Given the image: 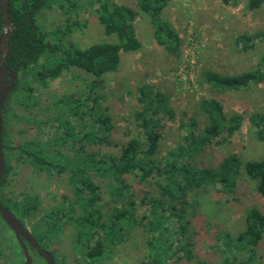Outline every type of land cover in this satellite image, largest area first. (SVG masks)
<instances>
[{
    "label": "trees",
    "instance_id": "trees-1",
    "mask_svg": "<svg viewBox=\"0 0 264 264\" xmlns=\"http://www.w3.org/2000/svg\"><path fill=\"white\" fill-rule=\"evenodd\" d=\"M49 1L10 0V11L18 27L10 39L7 63L21 74L15 86L20 92L21 105L27 106L33 102V82L46 85L48 79H54L72 67L95 77L116 71L121 51H135L141 46L134 25L141 11L149 16L156 42L167 53L179 55L181 51L179 34L162 16V10L169 0H135L138 9L112 0H97L99 5L96 12L103 31L108 35L115 34L117 41L96 42L84 48L71 41H63L73 29L75 21L70 24L67 19L63 26L51 30L38 26L31 12L49 7ZM238 1L222 0L225 4L235 5ZM263 2L247 0V8L257 9ZM76 3L75 0H63L60 6L65 9L67 5L66 12H75L78 9ZM263 39L264 28H261L253 33H241L235 41L242 50H247L253 48L257 40ZM46 53L49 56L41 60ZM202 79L215 93L243 90L264 83V51L252 70L222 74L206 69L202 72ZM93 98L96 102L97 97ZM87 99L81 100L72 95L59 99L65 105L61 110L64 119H59L55 114L50 119H59L63 134L50 140L37 137L16 144L7 141L6 121L9 114L8 100L5 101L2 109L5 168L0 182V202L24 225L31 226L30 232L43 249L54 255L55 264H67L65 255L59 257L56 249L47 248L53 235L60 231L63 219L74 228L72 249L80 254L78 264H106V256L125 237L126 229L136 225L142 228L146 244L145 256L138 264H210L195 252L188 218L190 194L210 188L231 193L242 171L255 183L258 193L264 196V156L242 160L237 153L231 152L216 166L199 165L196 161V156L212 143H224L241 129L242 113L233 112L228 116L217 97H201L198 104L206 118L205 124L201 127L194 117H189L188 121L181 118L179 127L184 130L181 140L160 157L163 119L175 118V111L170 107L166 94L154 90L152 85L142 84L138 86L137 95L140 107L133 113L138 134L121 144L117 153H102L104 145H117L110 138L113 126L111 117L94 111L92 121L97 127L91 131H77L68 119V116L81 118L88 113L80 109ZM96 105L90 110H95ZM15 116L23 118L21 115ZM249 124L257 139L264 141V107L250 114ZM68 140L78 144L74 156H64L59 149L50 148L52 144L62 145ZM83 140L91 143V151L85 150L81 143ZM21 163L30 164L38 172L48 174L67 172L72 195L62 194V201L39 216V193L16 194L9 188L15 165ZM132 176L140 183L153 184L155 190H144L137 201L132 191L133 183L128 180ZM102 182L110 203L107 210L102 202ZM244 220L245 226L238 234L232 236L227 232L223 236L221 264H254L257 260L256 246L262 237L264 214L251 207L246 211ZM1 222L3 219L0 217V225ZM6 249L12 250V264L24 262L25 255L15 235L10 238L0 232V251ZM29 253L31 264L36 263L35 257L47 264L30 247ZM7 260L5 255L0 264H7Z\"/></svg>",
    "mask_w": 264,
    "mask_h": 264
},
{
    "label": "rangeland",
    "instance_id": "rangeland-1",
    "mask_svg": "<svg viewBox=\"0 0 264 264\" xmlns=\"http://www.w3.org/2000/svg\"><path fill=\"white\" fill-rule=\"evenodd\" d=\"M62 1H49L50 6L43 8L36 17L38 26L51 30L63 26L67 19L70 24L75 21L76 24L63 41H71L82 48L96 42L117 41L115 34L108 35L103 31L96 12L99 5L97 0H75L78 7L75 12H66L68 6L65 5L63 9L60 6ZM112 1L138 9L135 0ZM162 16L180 36L179 55L167 53L156 42L149 16L141 11L134 20L141 46L135 51H121L116 71L95 77L72 67L60 76L48 79L44 87L33 82L32 104L26 106L21 105L19 101H9L7 113L12 110L28 117L29 120H34L23 121L22 118L18 120L13 116L8 118L7 141L16 144L37 137L50 140L63 134L62 128H59V119H64V114L61 113L64 103L59 102V99L72 95L81 100L88 98L80 108L88 113L81 118L68 116L75 129L91 131L97 127L92 121L93 112L106 113L111 117L113 125L110 138L117 145H104L101 150L102 153H117L121 144L138 134L139 130L133 119L134 110L140 107L137 100L138 86L149 84L154 90L166 94L170 107L175 111V118L163 119L160 157L181 140L184 133L179 127L181 118L188 121L189 117H194L201 127L205 124L206 118L198 104L199 99L204 96L217 97L222 101L228 116L233 112H240L244 119L241 129L230 139L224 143L214 142L196 156L197 164L216 166L231 152L237 153L242 160L263 157L264 141L255 136L249 124V116L264 107V83L254 84L243 90L215 93L203 82L202 72L213 69L222 74H237L257 66L264 51V39L257 40L255 46L247 50H242L235 39L241 33H253L264 28V2L259 8L250 10L247 8V0H239L236 5L225 4L222 0H169L162 10ZM47 56L49 53L42 56L41 60ZM93 85L96 86L93 88ZM94 96L97 97L96 102ZM94 104H97L96 108L91 111ZM67 112L66 110L65 113ZM54 114L58 115L59 119H50ZM81 143L86 151L93 149L91 143L86 140ZM77 145L76 142L68 140L62 145L52 144L50 148L59 149L64 156L71 157L77 153ZM67 177V172L48 174L38 172L30 164L21 163L15 165L9 188L16 194L39 193L40 216L46 209L62 201V194L72 195ZM128 180L133 183L132 191L137 201L144 194V190H155L153 184L140 183L136 177H129ZM102 185V202L107 210L110 203L104 182ZM218 187L221 188L220 185ZM190 202L188 218L195 252L210 264L222 263L223 236L227 232L235 236L244 228V217L249 208L256 207L264 214V196L258 193L255 183L242 171L233 192L199 189L190 194ZM139 216L138 209L137 217ZM61 222L60 231L53 235L47 248L56 249L59 257L65 255L67 264H78L81 260L80 254L78 250L72 249L74 228L64 219ZM27 227L31 230L29 224ZM125 232V237L106 256V264H138L145 256L146 244L142 228L136 225L127 228ZM256 252L257 260L254 264H264V229ZM35 259V264H44L39 258Z\"/></svg>",
    "mask_w": 264,
    "mask_h": 264
},
{
    "label": "water",
    "instance_id": "water-1",
    "mask_svg": "<svg viewBox=\"0 0 264 264\" xmlns=\"http://www.w3.org/2000/svg\"><path fill=\"white\" fill-rule=\"evenodd\" d=\"M0 7L2 9L5 21V28L10 25L9 21V11H8V0H4ZM9 44L6 43L5 48L2 53V58L0 59V182L4 173L5 168V157L3 153V143H2V132H3V117L2 109L4 103L7 99L8 93L15 84L16 71H9L6 60H7V49ZM6 77H9L7 79ZM0 215L5 223L13 230L14 235L22 247L25 255V260L22 264H31L32 257L28 251L27 244L33 247L36 252L45 259L47 264H55L54 255L43 249L38 243L37 239L32 235L29 228L22 223V221L5 205L0 202Z\"/></svg>",
    "mask_w": 264,
    "mask_h": 264
},
{
    "label": "flooded vegetation",
    "instance_id": "flooded-vegetation-1",
    "mask_svg": "<svg viewBox=\"0 0 264 264\" xmlns=\"http://www.w3.org/2000/svg\"><path fill=\"white\" fill-rule=\"evenodd\" d=\"M4 0H0V4L3 2ZM25 0H23L24 2ZM43 9V8H42ZM42 9H38V10H35V11H32V15L33 17L35 18V20H37V15L42 11ZM24 10V9H23ZM8 11H9V21H10V25L7 26L5 28V21H4V15H3V12H2V9L0 7V59L3 57L2 56V53L1 51H3V49L5 48L6 46V43L9 44V48L7 49V53L9 52V49H10V39L13 35V32L15 31V29L18 27V23H16L15 19L13 18V14H11V11H10V0H8ZM31 13L29 14V16L31 15ZM7 60H8V54H7ZM7 60H6V64H7V67H8V70L9 71H13L15 70L16 71V80H15V84L14 86L11 88V90L9 91L8 93V96H7V99L6 101L8 100L11 101V100H15V102L19 101V95H20V92L19 90H16L15 89V86H16V83L19 81V78L21 76L20 72L16 69V68H13L11 67L10 65H8L7 63ZM7 79H9V77H6ZM41 86H46V85H41ZM32 104V103H31ZM14 104H12L13 106ZM9 108L11 106H8ZM8 118L11 119V117L13 116L15 119H18L19 120V117L15 116V115H19L17 114L15 111H8ZM28 117L26 116H23V121H30V120H34V119H27ZM13 119V118H12ZM35 121H38L37 119H35ZM25 140H30V139H25ZM24 140V141H25ZM1 217V215H0ZM2 218V217H1ZM1 229H0V232L1 234H5L7 237H10L12 238V235L14 234L13 230L5 223V221L3 220V222H1ZM27 247H28V251H29V247L30 249H34L33 247H31L30 245L27 244ZM35 250V249H34ZM36 251V250H35ZM6 255V257H8V260H7V264H12V250L11 249H6V251H0V260L3 262V259H4V256Z\"/></svg>",
    "mask_w": 264,
    "mask_h": 264
}]
</instances>
